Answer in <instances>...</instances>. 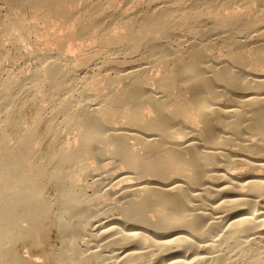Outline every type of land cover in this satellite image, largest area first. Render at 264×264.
Wrapping results in <instances>:
<instances>
[{
  "label": "bare ground",
  "instance_id": "6f19581e",
  "mask_svg": "<svg viewBox=\"0 0 264 264\" xmlns=\"http://www.w3.org/2000/svg\"><path fill=\"white\" fill-rule=\"evenodd\" d=\"M80 1L0 0L72 26L43 52L12 13L0 40V264H264V0ZM91 32L83 53L72 42ZM20 59L30 75L6 66Z\"/></svg>",
  "mask_w": 264,
  "mask_h": 264
},
{
  "label": "rangeland",
  "instance_id": "374dc122",
  "mask_svg": "<svg viewBox=\"0 0 264 264\" xmlns=\"http://www.w3.org/2000/svg\"><path fill=\"white\" fill-rule=\"evenodd\" d=\"M86 1H89V0H86ZM110 1H115V7L114 8H111L112 10H114V11H116L117 13L120 11V10H122V8H127L128 9V11H133L132 9H136L137 7H138V4H132L131 2H130V0H110ZM184 1V0H183ZM81 3V6H82V4L84 5L86 2H85V0H81L80 1ZM234 2H236V3H234ZM248 2H250V0H237V1H233V6H232V8H238V9H241V10H243V11H245L247 8V4H248ZM240 3V4H239ZM0 8L1 9H3V15H2V20H1V25H0V40H3L4 41V39H5V42H8L9 41V38L11 37V33H12V31H7L6 30V26H7V22L6 21H8V20H10V19H12L13 17V19H15L16 17H18V18H22L23 17V20L24 21H22V24L24 25V26H26V27H28V26H35V30L34 31H29V32H27L28 34H27V38H25V39H28V40H31L32 42H35V40H36V44H38V46H39V48L43 51V52H47L48 50L47 49H49L50 51H53V52H55L56 51V49H58L57 47H59V46H57L59 43L58 42H56L55 43V41L53 40V39H55V38H53L52 39V37H53V35H52V33L54 34V36L56 35L55 34V32L57 33V35H64V34H67L68 33V31H70L71 29H72V26L70 25L71 23L69 22V19L67 18V19H63V18H54V19H52L53 18V16L51 17V15H43V16H41L42 14H44L43 12H41L40 10H38L39 12H37V10H35L34 12L32 11V10H30V8L28 7V8H21V7H12L11 9H12V12H11V10L9 9V7L7 6V5H5V4H3V3H1L0 4ZM79 6V5H78ZM130 8V9H129ZM15 11V12H14ZM23 11V12H22ZM18 12V13H17ZM13 13V17H11L10 18V16H12V15H10V14H12ZM21 13H22V15H21ZM34 15H33V14ZM16 14V16H14ZM19 14V15H18ZM36 14H37V16H36ZM10 15V16H9ZM35 16V17H34ZM25 17V18H24ZM47 17V18H46ZM63 17H65V16H63ZM7 19V20H5V19ZM66 18V17H65ZM26 19V20H25ZM51 19V20H50ZM5 20V23L4 22H2V21H4ZM53 20V21H52ZM68 20V22H66V21ZM54 21H56V22H54ZM51 22H53V23H51ZM5 24V25H4ZM50 25H52V26H50ZM37 26V27H36ZM71 28H70V27ZM49 27V28H48ZM68 28H70V29H68ZM50 31H49V30ZM118 30H121L122 28H120L119 26H118V28H117ZM48 32H47V31ZM11 32V33H10ZM32 33V34H31ZM36 33V34H35ZM40 33V34H39ZM30 34V35H29ZM91 34V35H90ZM90 34H86V35H83V36H81V35H78L79 37H76V39H74L73 40V45L75 44L76 46H78V47H80L79 49H82V51L81 52H83V50H84V52L83 53H89V51L91 50V49H93V48H98V46H99V44L97 43V41H95L94 40V38L96 37V35L97 34H95V33H93V32H91ZM87 35H88V37H87ZM189 35H190V33L189 32H185L184 33V36L186 37V38H188L189 37ZM264 35V33H262V34H260V35H258L259 36V38L261 37L262 38V36ZM37 36V37H36ZM46 36H48V37H50V38H48V37H46ZM81 36V37H80ZM84 36H86V37H84ZM219 36H221V35H219V34H215V33H212V34H210V35H208L206 38H207V40H209V41H214V40H217V38L219 37ZM55 37H59V36H55ZM61 37H63V36H61ZM3 38V39H2ZM31 38V39H30ZM260 38V39H261ZM24 39V42L26 41V42H28V40H25ZM50 39V40H49ZM46 40H48V41H52V42H54V43H50V42H48V41H46ZM98 40V39H97ZM264 40V39H263ZM28 42V43H30V44H27L26 42L24 43V44H26L25 46L27 47V48H31L30 47V45L32 46V48L34 47V45H32V42ZM41 41H43V42H41ZM43 43H45V44H43ZM57 44V45H56ZM98 44V45H97ZM42 46L44 47V48H42ZM47 46H49V47H47ZM53 46V47H52ZM84 46V48H82V47ZM94 46H96V47H94ZM91 49H90V48ZM79 49L77 48L76 50H74L75 52H74V55H76V56H79L80 55V51H79ZM92 51V50H91ZM90 51V52H91ZM94 51V50H93ZM80 52V53H79ZM221 52V53H220ZM79 53V54H78ZM220 53V54H219ZM224 53H226V54H224ZM65 55V54H64ZM217 55H221V58H223V57H226L227 56V50H226V48H216V49H214L210 54H209V57H210V59L211 60H213L214 58H216V56ZM114 57H117V58H119V59H121V58H123L124 57V54H122V53H118L117 55H114ZM104 59V56H100V55H98V57H96L95 58V63L93 62L92 64H94V65H87L82 71H83V75L85 74V75H88V81H89V83L90 84H92L90 87H88L89 89H91V91H90V93L92 94L93 92V89H95V90H97V88H100V86H105V82H107V80H105L106 79V77H105V74L108 72L107 70H105V68H100V64H98V63H101V61ZM21 61H19L18 60V62H16V63H14L13 61L12 62H10L11 60H8L7 62H6V66H8L9 68H13L14 66H16V67H14L13 68V75H16V77L17 76H19L20 74H21V72H19L20 70V65L21 66H23V65H25L26 66V70L27 71H25V73H27V75H30L31 74V72H33V67H35V60H27L26 59V62H25V59H20ZM20 63V64H19ZM97 63V64H96ZM97 65V66H96ZM94 66H96V67H94ZM16 68V69H15ZM19 70V71H18ZM31 70V71H30ZM159 71H160V66L158 67V65H156V66H153L152 68H151V71L150 72H154V74H157V73H159ZM15 72V73H14ZM28 72H29V74H28ZM101 84V85H100ZM95 92V91H94ZM46 100V99H45ZM43 102V105L45 104L47 107L48 106H50L49 104H50V102H48V100L47 101H42ZM48 104V105H47ZM77 137L76 136V130H70V129H64V130H62L61 129V137H62V139H65V138H67V139H73V137ZM75 139V138H74ZM49 140H50V137H48L47 139H46V142H49ZM13 142H15V139H13ZM114 162L115 161H113L112 160V162L111 161H109L108 163L109 164H107L108 165V169H111V171H114L115 170V166L116 165H114V166H112L111 164H114ZM110 165V166H109ZM107 167V166H106ZM112 167H114V168H112ZM118 167V166H117ZM116 167V170H118V168L120 169V167H122V166H119L118 168ZM113 169V170H112ZM94 173H95V171H94ZM97 173V172H96ZM89 179V178H88ZM105 179V180H104ZM103 179V182L104 183H106V184H104V183H102V184H104V185H110L111 187H112V183L110 182V181H108L107 179H106V177ZM132 180V179H131ZM107 181H108V183H107ZM132 181H136V179H134V180H132ZM111 183V184H110ZM122 183H124V182H120V183H118V184H122ZM88 184H89V189L91 190V191H93V189L95 188L96 189V186H93V183H92V180L91 179H89L88 180ZM91 184V185H90ZM108 185V186H109ZM54 190H50V192H53ZM110 197V198H109ZM111 199H113V201L111 200ZM103 200L105 201L106 200V202L105 203H108V202H111V203H119V200H117L116 198H114V196H112V195H110V194H103ZM115 213H116V215L114 214H110V216L111 215H113L114 217L115 216H117V217H120V215H117L118 213H119V211H115ZM109 214H107L105 217V220L102 222V223H105L106 221L108 222L110 219H112L113 218V216H111V217H109L108 219H107V216L109 215ZM51 242H52V244L57 248V249H60V246H61V241H60V237L59 236H57L56 235V233L55 232H53L52 233V236H51ZM81 244L82 245H85L86 244V242H81ZM98 244V243H97ZM98 247H99V250L102 252V253H104V254H106L108 251H109V248H105V247H102L101 245H98ZM19 250H20V252L21 253H23L24 255H27V256H31V255H33L35 258H37V259H39V260H42V258H41V256L38 254V252L37 251H33L32 249H30L28 246H24V245H19ZM40 256V257H39Z\"/></svg>",
  "mask_w": 264,
  "mask_h": 264
}]
</instances>
